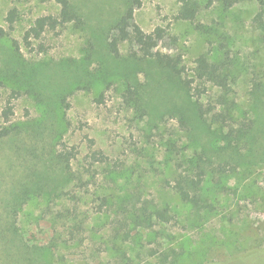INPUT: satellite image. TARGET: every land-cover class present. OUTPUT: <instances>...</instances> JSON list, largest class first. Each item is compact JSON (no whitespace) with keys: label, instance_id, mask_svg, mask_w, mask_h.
Here are the masks:
<instances>
[{"label":"rangeland","instance_id":"1","mask_svg":"<svg viewBox=\"0 0 264 264\" xmlns=\"http://www.w3.org/2000/svg\"><path fill=\"white\" fill-rule=\"evenodd\" d=\"M70 1L82 10L84 26L46 30L39 41L26 47L22 40L25 30L38 17L57 15L58 5L54 0H0V65L7 79L0 90V113L11 91L19 93L11 101V122L34 126L36 132L32 140L21 136L0 141V198L16 182L17 190H25L30 197L15 222L20 240L15 244L25 245L28 251L38 249L45 264H160L165 254L169 255L166 262L172 261V250L179 255L177 264H264V108L256 116L258 129L251 156L218 181L208 176L203 182L201 199L212 208L198 211L189 207L168 184L178 163L176 151H167L169 143L177 145L180 159H194L200 152L211 158H239L222 142L220 129H207L195 119L193 99L179 90L169 74L153 65L144 66L136 75L127 74L122 64L128 63L126 46L120 47L117 60L106 52L102 34L123 12L126 0ZM211 1L212 6L201 10L196 21H216L218 33L227 37L240 77L236 99L245 108L250 79L264 82V15L261 22L255 20L259 12L255 0H238L227 11ZM140 3L135 22L145 32L163 27L176 35L177 44L161 51L181 53L189 68L197 56L213 47L212 42L217 43L215 34H203L190 22L175 21L178 0ZM13 7L17 19L10 29L5 18ZM12 40L20 43L17 53ZM39 43L43 52L38 50ZM11 63L16 72L23 69L25 76L12 72ZM34 71H39L36 77ZM44 76L47 90L40 86ZM90 79L92 84L87 82ZM129 82L141 85L147 93V115L141 120L122 96ZM61 97L69 104L67 109L59 102ZM183 118L188 121V132L180 124ZM60 142L76 152L74 170L83 171L90 164L89 170L96 173V183L88 193H81L50 158L49 151ZM93 152L107 160L94 161ZM31 153L38 155L35 160ZM30 167H36V176L28 177ZM55 190L70 194L53 202L51 192ZM74 192L81 197L76 206L83 230L72 240L67 229L70 223L58 219L56 213L75 201L69 200ZM123 192L138 193L159 206L167 204L174 217L130 238L123 247L125 255L108 250L121 215L115 208L99 207L103 195ZM55 237L57 247L48 250ZM62 241L68 244L59 243ZM151 251L157 253L151 255ZM3 261L0 253V264Z\"/></svg>","mask_w":264,"mask_h":264},{"label":"trees","instance_id":"2","mask_svg":"<svg viewBox=\"0 0 264 264\" xmlns=\"http://www.w3.org/2000/svg\"><path fill=\"white\" fill-rule=\"evenodd\" d=\"M215 1L221 5L223 11H227L238 0ZM54 2L59 7L57 15H46L36 18L23 33L22 40L26 47H30L32 41H39L46 30H55L66 25H72L79 29L84 26V15L78 6L70 0H54ZM255 2L259 8L255 20L261 22L264 15V0H255ZM212 3L211 0H206L204 3L203 0H178V9L174 15L175 21L190 22L198 32L203 34L213 33L217 36V43L212 42L211 45L213 47L206 54L197 56L193 66L190 68L184 63L181 53H165L161 51L162 48H169L177 44L176 35H173L163 27H155L151 32H145L135 22L134 15L135 11L140 8V0H126L123 12L111 23L107 24L102 34L104 49L115 60L121 57L120 47L122 45L126 46L125 60L128 63L122 64L126 67L127 74L136 75L138 72L143 71V67L147 65H153L169 74L170 78L175 80L179 90L193 99L195 119L207 129H220L222 142L228 146L233 155L239 158V160H232L231 157L227 158L230 160L219 157L211 158L204 152H200L194 155V159H180L177 145L174 143L168 144L167 151H176V160H178V163L174 166L172 183L168 184L184 204L198 211L209 207L212 208L210 204H205L201 199L200 190L205 179L211 176L213 181L216 182L219 177H224L223 175L237 170L240 167L239 164L251 156L252 147L256 140L255 133L258 129L256 116L258 115V110L264 108V82L257 78L250 79V99L244 106L245 108H241L235 95V87L239 83L240 77L234 70L235 63H233L227 37L222 33H218L219 24L216 21H212L211 24L196 21L197 14L205 8L209 9ZM16 19L17 9L13 7L8 10L5 18L10 29L13 28ZM104 25L100 27L102 28ZM0 32L2 33L1 30ZM12 48L15 53L19 52L20 43L17 40H12ZM38 48L39 52L44 51L41 43H39ZM71 68L72 71L75 70L74 65H71ZM10 69L12 72L25 76L23 69L20 72H16L17 69L13 63H11ZM34 72L36 77V73L39 71ZM6 80L0 65V90L5 88ZM87 82L92 84V79ZM40 86L44 90L49 88L45 76ZM18 94L15 91H11L9 99L0 113V120H2L0 141L12 140V138L18 139L21 136L30 137L32 140L36 136L34 126L13 125L11 122V117L13 116L11 101L16 99ZM146 94L144 87L141 85L137 86V84L132 85L130 82L123 91L122 96L128 104V108L133 111L136 119L141 120L147 115L144 101ZM64 97L59 98V102L67 109L69 104ZM180 124L184 128L189 127L185 118L181 120ZM189 130V128L186 129L187 132ZM31 140L29 141L31 142ZM32 149L35 148L32 147ZM240 151H244V153L240 154ZM91 155L94 161H99L100 163L107 160L100 152H93ZM37 156L32 154L33 160ZM49 156L54 164L58 165L59 169L67 175L69 180H73L76 183L75 187L81 193H88L89 187L96 183V173L89 170L90 164L83 171L73 169L72 160L76 158V152L73 148L67 149L60 142V145H54L51 148ZM30 168L27 172L28 177L36 176V167ZM68 194H70L68 191L65 193H59L56 190L52 191L51 200L54 202L55 199L62 198L61 195L68 196ZM109 194L107 193L100 198L99 207L106 206L107 210L111 208L114 210L115 208L114 212H118L121 215V218L116 221L117 228H114V234L111 237L112 248L108 249L112 251V254L123 251L121 254L125 255L123 247L130 238L133 240L136 237H140L145 230H151L154 225L159 223L167 224L174 218L167 204L159 206L152 199L142 198L138 193L123 192L119 196L114 194L111 196ZM28 196L25 190H17L16 182L11 185L7 192L3 191V196L0 198V207L2 209V214H0V253L4 264H45L42 253L38 249L34 248L28 251L25 245L19 246L15 244V241L20 243L15 222L20 208L26 203V200L30 199ZM69 200L75 201L70 206L64 207V211H58L56 217L65 219L66 222L70 223L67 229L69 237L73 240V237H76L83 230L82 222L77 216L78 208L76 206L81 197L74 192V195H71ZM57 238H53L48 250L57 247ZM59 243L68 244L66 241ZM73 246H79V244L73 243ZM48 250L45 251L48 252ZM156 253L157 251H151L150 254L155 255ZM171 255L172 261L167 263L169 255L165 254L160 264H177L179 255L174 250H172ZM35 257H37V260Z\"/></svg>","mask_w":264,"mask_h":264}]
</instances>
